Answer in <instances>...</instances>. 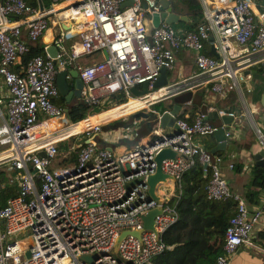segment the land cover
I'll return each mask as SVG.
<instances>
[{"label": "built area", "instance_id": "built-area-1", "mask_svg": "<svg viewBox=\"0 0 264 264\" xmlns=\"http://www.w3.org/2000/svg\"><path fill=\"white\" fill-rule=\"evenodd\" d=\"M123 1L47 0L42 4L36 0L33 5L27 0H0V164L9 173L7 180L17 184V193L0 206V264H150L153 255L169 247L161 233L176 219L181 175L195 160L205 164L206 198L235 201L222 233L223 252L208 264H226L235 248L248 241L252 227L264 225L261 205L249 208L243 197L233 193L220 173L221 157L195 140L217 128L206 118L205 109L196 110L190 119L186 114L174 116L171 131L163 132L156 119L150 132L161 134V139L154 137L151 144L138 140L115 152L94 137L105 121L91 119L99 111H86L70 121L66 106L55 101L56 73L74 69L81 80L77 99L84 105L120 91L124 102L164 91L137 107L151 109L153 102L169 100L181 90L177 80L140 96L132 95L129 87L143 81L150 86L160 67H173L180 48L193 51L200 87L219 91L224 78L231 84L244 80L243 70L264 60V0L259 6L252 0H198L202 23L180 31L163 21L145 29L143 16L150 19V13L160 10L156 0H144L145 7L139 0L120 7ZM49 24L55 54L46 52V42L43 53L15 66L27 43L39 40ZM208 35L214 39L216 57L203 52ZM232 40L245 51L232 47ZM93 54L99 58L79 60ZM66 80L71 88L73 77L68 72ZM224 134L228 136V131ZM79 136L83 142L75 140ZM61 140L67 146L59 151L56 144ZM258 142L264 147L260 133ZM161 147H169L174 155L160 161L166 178L155 184L157 202L147 198L146 176L154 171L153 156ZM71 150L75 160L63 162L61 158ZM52 159L56 162L49 167ZM250 165L248 161L243 167ZM157 204L161 211L154 215L152 228H142L141 213ZM121 229H138L139 236L125 234L113 250ZM83 254L91 258L80 259Z\"/></svg>", "mask_w": 264, "mask_h": 264}, {"label": "crops", "instance_id": "crops-1", "mask_svg": "<svg viewBox=\"0 0 264 264\" xmlns=\"http://www.w3.org/2000/svg\"><path fill=\"white\" fill-rule=\"evenodd\" d=\"M252 1L256 4L255 0ZM262 1L263 0H259V4H261ZM176 29L179 31L182 30L181 27H177ZM52 32L53 25L49 24L48 29L41 35L39 42L41 44L48 42L47 46L52 45V43L49 42ZM209 36L210 35H208L203 42V52L216 57L217 51L213 45L214 39L212 36ZM231 46L245 51L244 46L238 45L234 40L231 41ZM261 53L264 56V50L261 51ZM93 55H97V58H99L98 54ZM79 60L82 62H89L94 59L89 55L81 56ZM243 72L246 75L245 79L238 80L235 84H231L230 79L224 78L219 91L211 90L208 85H206L205 88L200 87L201 76L198 74L193 61V51L185 48H180L176 51L173 67L166 70L167 77L170 81L186 79L184 85L186 89L192 91L191 99L196 93L199 94V96L201 95L199 104L196 105L190 118L196 110L205 109L207 111L206 118L211 123L215 124L217 128L225 126L226 131H228V136H225L219 144H217V142L220 140L215 138L213 132L205 136H198L195 140L209 152H217L219 154L221 157L219 165L220 173L230 190L243 197L249 208L261 205L264 215V190L250 183L252 165H262L264 163V154L260 155V159L262 160L261 164H255V158L253 157L259 150L264 151V147L258 142V133H260L264 139V107L259 102L260 95L264 89V60L248 66ZM1 90H3V85L0 84V91ZM161 93L162 90L157 91L153 96H160ZM62 99L64 100L63 96ZM191 99L188 103H190ZM65 103H67V101H65ZM139 106H141V104L138 103L137 100H129L122 106L113 107L102 113L101 116L110 118L122 114L127 116L123 120H118L117 128L119 131H122V133L117 136L116 142L110 140L111 145L108 147L113 151H124L133 144H130L128 141H130L133 136L134 131L132 129L135 125L136 118H141L144 110L141 109L131 113L128 112ZM211 109H216L217 115L208 114ZM219 111L231 112L232 121L229 124H225L219 117L221 113ZM126 122L131 123L126 125ZM112 124L113 123H104L102 126L109 127L111 131H114ZM80 126L81 124L77 125V128L80 129ZM160 128L163 132L173 129V127ZM144 140H146V136L141 137L139 142H143ZM100 141L102 145H104L101 139L99 142ZM248 161H250L251 165L243 167L244 163ZM230 164L231 166H229ZM202 172L204 174L203 169ZM251 192H253V194H248ZM248 251L251 252V254L246 256ZM233 252L234 253L229 256L227 263L264 264V225H254L249 233L248 241L238 245Z\"/></svg>", "mask_w": 264, "mask_h": 264}, {"label": "trees", "instance_id": "trees-1", "mask_svg": "<svg viewBox=\"0 0 264 264\" xmlns=\"http://www.w3.org/2000/svg\"><path fill=\"white\" fill-rule=\"evenodd\" d=\"M40 1L42 4L47 2V0ZM169 1L173 12L186 16V19H178L176 22L170 23L173 28L181 27L182 30L193 29L202 23L201 6L198 0ZM27 2L33 5L36 4V0H27ZM255 2L258 6L260 5L259 0H255ZM64 44L66 45L67 43L64 42ZM36 53H43V47L39 40L27 43V49L20 54V59L15 66L19 67L24 64L30 56ZM200 98L201 95L199 96L196 93L190 103L181 106L175 117H182L186 114V118L189 119L196 105L199 104ZM55 101L62 106H66V114L70 121L80 119L83 113L85 115L87 106L89 110L97 112L115 104L122 106L127 103V101L124 102L125 95L122 91L100 98L95 103L89 102L87 106L78 99L65 105L60 94L55 97ZM170 106V99L158 100L150 105L153 111L151 109H142L144 113L141 118H136L132 129L135 135L128 142L130 144L135 143L141 137L147 136L156 124L158 108L164 110L170 108ZM130 123L126 122L125 124ZM205 135L207 134L197 135L195 138ZM75 140L83 142L84 137L79 136ZM100 144H102L101 141ZM66 146V140H61L56 144L59 151L65 149ZM212 153L219 155L217 152ZM61 160L63 162H73L75 160L74 150H71ZM13 171L9 172L12 173ZM8 174L5 166L0 164V206L4 203L6 197L17 193V184L7 180ZM206 180L207 174H203L202 165L196 160L182 173L179 186L180 192L174 203L176 219L161 233V239L169 247L153 255L150 259V264H208L216 255L223 252L222 233L227 218L235 210V201L231 197L223 200L206 198L204 190ZM250 183L264 190V163L262 165H252ZM248 194H253V192Z\"/></svg>", "mask_w": 264, "mask_h": 264}, {"label": "water", "instance_id": "water-1", "mask_svg": "<svg viewBox=\"0 0 264 264\" xmlns=\"http://www.w3.org/2000/svg\"><path fill=\"white\" fill-rule=\"evenodd\" d=\"M159 3L160 10L156 12L150 13V19H148L147 16H143L142 22L144 24V27L147 31H149L153 26L158 25L161 21L165 23H173L176 22L178 19H186L185 15H179L176 14L171 10L170 1L169 0H156ZM132 3V0H124L120 3V7L124 5H130ZM139 3L142 7H145V1L139 0ZM38 6H41V3L38 2ZM211 37V35L209 36ZM46 52L50 55L55 54V47L54 45H49L46 47ZM102 54L106 56L105 50H102ZM69 73L72 77V87L68 85V82L66 80V73ZM169 82H171L166 74V69L164 67H160L159 72L155 79L152 81L150 86H148L147 81L141 82L138 86H130L129 91L134 96H140L145 93H148L160 86L166 85ZM177 82L180 84L181 90L177 91L170 95L169 99L171 100V106L168 109L161 110V108H158V115L157 119L159 122V126L164 127H173V121L174 116L177 113V111L181 108L183 104L188 102L191 99L192 91L185 88V85L183 81L177 80ZM55 84L57 86L58 92L61 96H63L65 101H69L68 99L70 97L78 96L79 88L81 86V80L77 76V73L74 69H62L59 70L55 75ZM260 104L264 107V89L262 91V94L260 95L259 99ZM208 114L217 115L216 109H211ZM219 117L224 121L225 124H229L232 121V114H229L227 112H223L219 114ZM226 131L225 126L216 128L213 133L215 135V138L217 140H220L217 142L219 144L221 140L225 138L224 132ZM154 137H157L158 139H161V134L159 135H153L152 132H149L146 136V142L148 144L153 143ZM143 144V143H142ZM108 147V146H107ZM110 148V147H108ZM37 154L44 156L43 150H38ZM264 154L263 150H259L258 153H256L253 157L255 158V164H261L262 160L260 159V155ZM174 155V151H172L169 147H161L159 148L153 156V159L155 161V169L152 173H149L146 176V183H147V198H153L157 202H160V199L158 195L154 192L155 184L159 180H164L166 178L165 173H163L160 169V161L163 158L172 157ZM205 166V164H202V168ZM160 205H155L153 207H150L146 209L143 213H141V220H142V228H152L153 223V217L155 214L159 213ZM127 233H132L135 236H139V230L138 229H121L117 232L112 248L113 250L115 247H117L119 240ZM25 255H28V251H25ZM114 255L117 259H120L117 253L114 251ZM96 256V254L92 255ZM80 259H90L91 255H80ZM129 262V261H127Z\"/></svg>", "mask_w": 264, "mask_h": 264}, {"label": "rangeland", "instance_id": "rangeland-1", "mask_svg": "<svg viewBox=\"0 0 264 264\" xmlns=\"http://www.w3.org/2000/svg\"><path fill=\"white\" fill-rule=\"evenodd\" d=\"M91 58L92 59H95V58H97V55H91ZM166 99H168V98H166ZM112 106H114V105H112ZM109 107H111V106H109ZM137 109L138 108H136V110ZM86 111H91V110H89L87 108ZM82 116H84V113L82 114ZM125 117H127V116L126 115L125 116L118 115V116H115L113 118L106 119L103 123H113L112 125H113V128H114V131L113 130L111 131V129H109V127H103V126H101L100 127V130L98 132H96V134L94 135V137L97 138V139H101L102 142L104 143V146H110L111 145V141L116 142L115 140H116L117 136L122 133V131H119V129L117 128V126H118V120H121V119L123 120ZM110 131H111V133H110ZM55 162H56V160L55 159H52L51 162H50V164H49V167H52V164H54ZM24 234L25 233L19 235L18 238L23 237ZM250 254H251V252L248 251V253L246 254V256H249ZM239 256H241V255H239ZM227 264H230V263H227ZM260 264H263V263H260Z\"/></svg>", "mask_w": 264, "mask_h": 264}, {"label": "bare ground", "instance_id": "bare-ground-1", "mask_svg": "<svg viewBox=\"0 0 264 264\" xmlns=\"http://www.w3.org/2000/svg\"><path fill=\"white\" fill-rule=\"evenodd\" d=\"M157 91H160V90H157ZM157 91H154V92H151L150 94H148V96H147V98L145 97V96H143V97H139V98H130L129 100H137V102L138 103H140L141 105H144V104H146L149 100H155V99H157V98H159V97H161L162 95H164V91H162V93L160 94V96H153V94H155V93H157ZM77 99V96H75V97H71V99ZM146 98V99H145ZM71 99L69 98L68 100L69 101H71ZM129 100H127V102L129 101ZM115 106H117V104L116 105H114V106H111V107H109V108H106V109H104V110H101V111H99L98 113H96L95 115H92L91 116V119H93V120H99V119H104V120H106V119H109L110 117H104V116H101L102 115V113L103 112H105V111H107V110H109V109H111V108H113V107H115ZM81 127V126H80ZM77 128V127H76Z\"/></svg>", "mask_w": 264, "mask_h": 264}, {"label": "flooded vegetation", "instance_id": "flooded-vegetation-1", "mask_svg": "<svg viewBox=\"0 0 264 264\" xmlns=\"http://www.w3.org/2000/svg\"><path fill=\"white\" fill-rule=\"evenodd\" d=\"M75 101H76V99L73 98V99H71V101H67V103H70V102L72 103V102H75Z\"/></svg>", "mask_w": 264, "mask_h": 264}, {"label": "clouds", "instance_id": "clouds-1", "mask_svg": "<svg viewBox=\"0 0 264 264\" xmlns=\"http://www.w3.org/2000/svg\"><path fill=\"white\" fill-rule=\"evenodd\" d=\"M158 113V112H157ZM102 124H104V123H102Z\"/></svg>", "mask_w": 264, "mask_h": 264}]
</instances>
